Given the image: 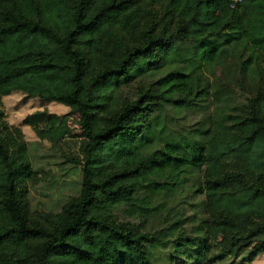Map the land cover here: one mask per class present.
I'll list each match as a JSON object with an SVG mask.
<instances>
[{"label":"trees","instance_id":"obj_1","mask_svg":"<svg viewBox=\"0 0 264 264\" xmlns=\"http://www.w3.org/2000/svg\"><path fill=\"white\" fill-rule=\"evenodd\" d=\"M41 75L81 130L79 189L32 209L27 142L0 83V264H250L264 213L239 228L209 198L264 197V0H0V65ZM69 71L66 88L50 75ZM47 109L23 124L56 145ZM236 229L218 249L211 228Z\"/></svg>","mask_w":264,"mask_h":264},{"label":"rangeland","instance_id":"obj_2","mask_svg":"<svg viewBox=\"0 0 264 264\" xmlns=\"http://www.w3.org/2000/svg\"><path fill=\"white\" fill-rule=\"evenodd\" d=\"M26 63L25 60H21L0 65V83L11 89L9 94L2 97L3 109L7 121L20 127L23 132L32 164L39 171L36 181L29 186L30 207L57 210L80 186L79 169L69 163L62 165L60 162L63 160V154L76 150L81 130L76 123V117L68 114V107L58 105L60 103L44 102L37 97H25L27 94L47 93V82L41 75H18ZM50 75L57 78L64 87H70L69 71L54 70ZM42 109L56 113L59 127L66 131L65 137L56 145H52L48 140L39 139L29 126L22 123L26 115ZM209 200L226 215H234L239 228L251 212L264 213V197L254 198L248 191L237 194L224 203L219 202L216 197H210ZM235 230L225 226L212 227L211 241L218 249L227 250L230 236ZM250 264H264V255L256 257Z\"/></svg>","mask_w":264,"mask_h":264}]
</instances>
